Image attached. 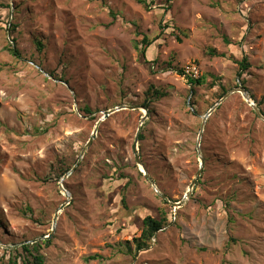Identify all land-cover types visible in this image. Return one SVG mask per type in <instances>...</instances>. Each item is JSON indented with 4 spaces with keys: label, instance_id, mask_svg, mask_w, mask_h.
I'll use <instances>...</instances> for the list:
<instances>
[{
    "label": "rangeland",
    "instance_id": "rangeland-1",
    "mask_svg": "<svg viewBox=\"0 0 264 264\" xmlns=\"http://www.w3.org/2000/svg\"><path fill=\"white\" fill-rule=\"evenodd\" d=\"M147 1L0 0V264L45 241L65 204L45 264H264V121L234 93L198 147L221 85L244 81L264 114V0ZM191 63L207 79L194 89L179 74ZM145 110L137 149L155 187L134 151ZM148 216L168 224L138 253Z\"/></svg>",
    "mask_w": 264,
    "mask_h": 264
},
{
    "label": "trees",
    "instance_id": "trees-1",
    "mask_svg": "<svg viewBox=\"0 0 264 264\" xmlns=\"http://www.w3.org/2000/svg\"><path fill=\"white\" fill-rule=\"evenodd\" d=\"M138 3L140 5H143L146 10H149L150 5L147 0H138ZM8 25L10 26L9 31L11 32L12 42L16 45L17 38L15 37L14 34H16L17 26L7 23V30H8ZM152 44H153L152 41L148 40V38L146 37L143 42L144 47L142 49H139L142 60L149 64H151V62L147 61V56H148L147 52L149 48L152 46ZM34 47L38 52H42L44 50V46L42 42H38V41L34 42V44H32L30 48L34 50ZM10 52L14 57H18V58H20L23 55V53H21L18 49L14 47L10 48ZM30 60L35 62L36 60L35 56L30 57ZM240 66L244 72L248 71L250 68V64L248 63L247 59H244L240 63ZM49 74L50 76H55L54 73L52 72L51 73L49 72ZM179 74L183 76V70L180 69ZM239 77L242 78V75L240 74ZM206 80H207L206 77L202 76L198 80L190 79L188 80V82L194 89L195 87L203 86L206 83ZM243 85L246 88L244 81H243ZM213 86H215V84ZM221 88H222V92L219 95L218 99H221L227 93V90L223 85H221ZM148 94L149 96H158V97L162 96V94L159 93L157 90H155L154 87L150 88ZM190 102L192 103V105H194V102L192 100ZM145 107L149 108V104L146 103ZM80 112L85 116L93 114L88 106L80 108ZM139 140L143 141L144 136L141 135L139 137ZM74 164L75 162L72 163L71 165L66 163H61L59 167L54 169L57 178L62 179L63 177H65L71 171ZM114 174H116V171ZM117 180L119 181L120 177ZM121 202L123 205H125L126 199L124 196L122 197ZM142 224H143L142 225L143 228H142L141 237L135 238L133 240V243L136 244V250L138 253L143 251L147 243L151 242L152 239H154L158 235V233H160L164 229L165 225L168 224V219L166 217H163L161 220H156L155 218L148 216L143 220ZM50 245H51V241L49 240L37 242L35 244H24L21 248L17 249V251H13L11 254H9V259L7 264H45L46 260L43 251L45 250V248H47Z\"/></svg>",
    "mask_w": 264,
    "mask_h": 264
},
{
    "label": "water",
    "instance_id": "water-1",
    "mask_svg": "<svg viewBox=\"0 0 264 264\" xmlns=\"http://www.w3.org/2000/svg\"><path fill=\"white\" fill-rule=\"evenodd\" d=\"M234 93H241L242 94V96L244 97V99L247 101V103L248 104H250L251 105V107H253V109H254V111H255V113H256V115L259 117V118H261L263 121H264V114L261 112V110L251 101V97H250V95H249V93H248V91L245 89V88H243V87H239V88H237V89H235V90H233V91H230V92H228V93H226L224 96H223V98L206 114V116L204 117V121H203V125H202V128H201V131H200V135H199V144H198V147H199V145H200V141H201V138H202V135H203V133H204V129H205V125H206V123H207V120H208V118H210L211 117V115L229 98V96H231L232 94H234ZM125 109H127V107H120V108H116V109H113V110H109V111H107V112H105L104 113V117H103V119H102V121L101 122H104V121H106L107 119H109L112 115H114V114H116V113H118V112H121V111H124ZM129 109H131V110H133V111H136V110H139V107H131V108H129ZM146 111V115L143 117V119H142V122H141V125H140V128L138 129V132H137V135H136V139H135V145H134V151H135V156H136V162H137V165L140 167V168H142V170H141V173L145 176V178L149 181V183L153 186V187H155V182H154V180L150 177V175L147 173V171L145 170V168L143 167V165H142V162H141V159H140V157H139V155H138V149H137V147H138V142H139V137H140V133H141V128L143 127V125H144V123H145V121H147V119L149 118V111L148 110H145ZM97 136V131H95V133H94V135H93V137H92V139L90 140V142H89V144H88V146H90L91 145V143L93 142V140L95 139V137ZM87 146V147H88ZM85 151L86 150H84L83 152H82V154H81V158H83V156L85 155ZM81 162V159L79 160V163ZM78 163V164H79ZM78 164L76 165V167L68 174V176H66L65 178H68V177H70L71 175H72V173L74 172V170L78 167ZM203 167H204V162H203V160H201V166H200V171H199V173H198V176H197V178H196V180L194 181V183H193V185H192V187L189 189V191L187 192V194H186V198L187 197H189V195L191 194V192L194 190V187H195V185H196V182H197V180H198V178L200 177V175H201V173H202V170H203ZM63 191H65L66 192V190L63 188ZM67 193V192H66ZM162 197H163V199L164 200H166V201H168V202H170L169 201V199L166 197V196H164V195H161ZM69 200H70V198H69ZM67 206V204H65V205H62V207H61V209H60V211L55 215V218H54V222H53V231H52V233L50 234V236L49 237H46V238H44L43 240H49L51 237H52V235H53V233H54V231H55V228H56V225H57V221H58V218H59V214H60V212L62 211V210H64V208ZM177 206H182V203H179V205H177ZM41 240V239H40ZM40 240H36V241H34L33 242V244H35V243H37V242H39Z\"/></svg>",
    "mask_w": 264,
    "mask_h": 264
},
{
    "label": "built area",
    "instance_id": "built-area-1",
    "mask_svg": "<svg viewBox=\"0 0 264 264\" xmlns=\"http://www.w3.org/2000/svg\"><path fill=\"white\" fill-rule=\"evenodd\" d=\"M183 76L188 80H198L201 78V71L197 65L191 63L184 67Z\"/></svg>",
    "mask_w": 264,
    "mask_h": 264
},
{
    "label": "bare ground",
    "instance_id": "bare-ground-1",
    "mask_svg": "<svg viewBox=\"0 0 264 264\" xmlns=\"http://www.w3.org/2000/svg\"><path fill=\"white\" fill-rule=\"evenodd\" d=\"M142 170V168H140Z\"/></svg>",
    "mask_w": 264,
    "mask_h": 264
}]
</instances>
